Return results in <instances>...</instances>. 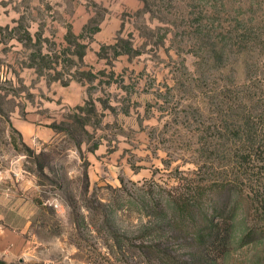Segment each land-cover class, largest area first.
I'll return each instance as SVG.
<instances>
[{
	"label": "rangeland",
	"instance_id": "rangeland-1",
	"mask_svg": "<svg viewBox=\"0 0 264 264\" xmlns=\"http://www.w3.org/2000/svg\"><path fill=\"white\" fill-rule=\"evenodd\" d=\"M248 91L258 112L264 0H0V175L27 186L0 189L25 198L27 234L22 261L0 264H264L244 181L222 206L223 257L196 234V201L243 155L260 171L258 131L252 144L234 125ZM18 119L53 137L24 142Z\"/></svg>",
	"mask_w": 264,
	"mask_h": 264
},
{
	"label": "trees",
	"instance_id": "trees-1",
	"mask_svg": "<svg viewBox=\"0 0 264 264\" xmlns=\"http://www.w3.org/2000/svg\"><path fill=\"white\" fill-rule=\"evenodd\" d=\"M95 28H98L95 27ZM70 35L73 33L70 31ZM263 94V93H262ZM261 94V95H262ZM255 96L250 91L244 96L243 102L244 110L242 112V115L237 114V116L234 118V125L236 127V135L237 138L247 139L249 142H254L257 131L258 136L263 141L261 145V150L259 152V156H261V166L260 171L257 170L255 173L253 170V167H249V169H243L247 163H244V161L252 162L251 154L250 155H243V158L245 160H241L239 162H236L234 164L233 172L231 178H228L229 180H224L228 182H223L221 186L223 189L221 192L215 196L213 202L211 204H207V206L199 200L195 202L196 207L199 209H202V213L204 215V218L206 220V223L201 226L198 229L197 234V241L200 244L205 245V249L207 252L210 251V248L212 250H215L217 253L218 258L223 257V255L227 252L229 249L230 244V237L232 234V224L230 220H227L226 218H223V215L225 214V207L228 206V201L232 200V193L235 191L236 187L239 186L238 184L241 182L247 183L246 185L249 186L248 192H249V198H250V206L253 207V213L255 214V222L249 227V231L247 232V240H252L256 236L254 230L260 228L264 231V96H263V102L261 104V108H259V111L252 112L251 109H253L255 106ZM262 99V98H261ZM259 120H256V119ZM227 121V119H224V121ZM263 124H262V122ZM223 122V120H222ZM227 123V122H226ZM223 124V123H222ZM225 124V123H224ZM223 124V125H224ZM254 164V163H253ZM245 171V172H244ZM250 172V173H249ZM251 173L253 176H251ZM249 179V181H246ZM227 185L230 186L225 188ZM227 190V193L225 192ZM233 190V191H232ZM185 212V208H183ZM196 211L195 209H186V215L191 216L193 212ZM189 213V214H188ZM215 216L221 217L219 219H215ZM226 217V216H224ZM250 235V236H249ZM202 256V257H201ZM200 260L204 259V255H198L197 256ZM201 257V258H200ZM206 260L210 262V264H218L217 263V257L212 256L211 251L206 254ZM187 264H199L198 262H191Z\"/></svg>",
	"mask_w": 264,
	"mask_h": 264
},
{
	"label": "crops",
	"instance_id": "crops-1",
	"mask_svg": "<svg viewBox=\"0 0 264 264\" xmlns=\"http://www.w3.org/2000/svg\"><path fill=\"white\" fill-rule=\"evenodd\" d=\"M69 93V92H68ZM74 94V92H73ZM79 95L78 98L76 96H72L71 94L68 96V100L72 99L71 101L78 102L79 101ZM14 125L18 128L20 131V134L22 136V140L26 143H33L37 140H43L48 139L49 137H53V131L50 126H45L48 135L43 136L42 132V126L39 124L36 120H26V119H18L14 121ZM4 175V174H3ZM6 178L5 180H2V176L0 175V189L3 190L4 187L8 188V193H10V186L14 185L15 183H18V187H21L25 190L26 186V177L25 175L17 176V178L11 176H7V173L5 174ZM12 184V185H11ZM10 191V192H9ZM5 192V191H3ZM12 193H15L13 191ZM10 195V194H9ZM14 194H11L10 197H7L4 200H1V203L8 206V208H0V261H5L8 263H12L14 259L17 258L22 261V257L18 256L19 253H21L23 250H25L27 246V234H26V223L23 221L21 224L14 223V216H18L19 219L25 218L26 210V200L25 198L18 196H12ZM12 205V207H11ZM15 206V207H14ZM11 213V214H10Z\"/></svg>",
	"mask_w": 264,
	"mask_h": 264
},
{
	"label": "built area",
	"instance_id": "built-area-1",
	"mask_svg": "<svg viewBox=\"0 0 264 264\" xmlns=\"http://www.w3.org/2000/svg\"><path fill=\"white\" fill-rule=\"evenodd\" d=\"M54 205H55L56 207H58V208H61V207H62V204H61V202H59V201H55V202H54Z\"/></svg>",
	"mask_w": 264,
	"mask_h": 264
}]
</instances>
